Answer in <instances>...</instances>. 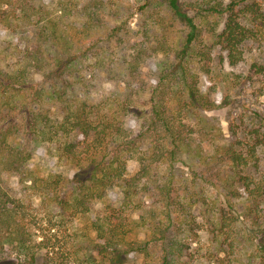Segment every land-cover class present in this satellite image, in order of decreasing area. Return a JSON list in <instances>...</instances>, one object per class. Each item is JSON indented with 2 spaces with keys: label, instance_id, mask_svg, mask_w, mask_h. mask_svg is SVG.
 <instances>
[{
  "label": "trees",
  "instance_id": "16d2710c",
  "mask_svg": "<svg viewBox=\"0 0 264 264\" xmlns=\"http://www.w3.org/2000/svg\"><path fill=\"white\" fill-rule=\"evenodd\" d=\"M45 1L0 0V30L14 38H0V46L16 51L13 65L3 67L0 58V175L31 182L43 210L72 219L87 217L89 203L114 188L121 201L72 232L63 259L50 237L38 241L37 234L57 228L49 214L30 212L0 184V263L14 253L12 264H126L134 255L142 264H188L203 249L207 264H264V178L247 175V159L223 142L206 115L220 105L200 92L195 72L209 60L202 13L232 12L236 1L220 9L207 1L143 0L141 10H162L184 32L180 47L161 51L167 58L154 86L143 83L140 67L157 49L142 42L126 60V50L139 43L130 44L129 18L115 2L80 7L78 0H57L49 10ZM243 36L232 19L218 36L231 65L239 62ZM117 62L120 86L95 103L94 76H112ZM50 143L63 171L31 176L34 149ZM130 159L139 168L128 178ZM241 190L249 202L245 217L236 209ZM144 200L151 202L146 210ZM242 239L252 245L243 259Z\"/></svg>",
  "mask_w": 264,
  "mask_h": 264
},
{
  "label": "rangeland",
  "instance_id": "374dc122",
  "mask_svg": "<svg viewBox=\"0 0 264 264\" xmlns=\"http://www.w3.org/2000/svg\"><path fill=\"white\" fill-rule=\"evenodd\" d=\"M87 1L89 0H78L77 4L81 7ZM110 1L112 3L115 2L118 7L120 6L122 10H125L129 18L128 24L134 36L130 40V44L139 43L136 50L131 47L126 50V60L137 53L142 42L143 45L141 47L144 49L146 47L157 49V53L147 58L140 67V77L143 83L146 86H154L161 71V66L167 58L161 51L175 50L180 47L184 32L180 29V25L162 10L157 12L155 10H149L148 12L141 10V5L144 3L143 0ZM182 1L186 2L187 0ZM188 1L189 3L207 1L211 6L219 5L220 9H225L232 1L237 3L232 12L224 10L225 12L221 14H214V12L206 14L204 13L205 11L202 13L206 15L203 23L200 24L203 34V50L209 60L205 69L202 70L196 67L195 72L198 75L200 92L217 105H220L216 109L207 112L206 115L215 126L220 128L223 142L227 145H232L237 152L242 153L243 157L247 159L248 166L245 173L255 181L261 180L264 178V0ZM56 2L57 0H48L43 5L51 10ZM229 19L238 23L244 30V36L236 46L238 51L236 55L239 57V62L236 65L230 64L228 50L218 39ZM10 33L8 30H0L1 41H9L11 43L14 38ZM22 41L25 43V40ZM9 47L5 46L4 43L0 46V51L3 48H8L9 50L8 53H1L0 55L3 67L13 65L16 62L15 48ZM117 64L115 72L112 71V76H106L105 74H96L94 76L95 79L93 80L91 91L95 103L102 101V96H108L120 86L117 80L121 79L118 73H120L121 69L123 70V65L119 62ZM32 77L36 82H42L40 74H34ZM142 96V100L146 98L145 93ZM134 124L133 121L132 125L136 127ZM55 147V143L41 144L36 147L32 153L31 160L27 163V173H31V176L44 178L53 171H63L62 167L57 164L54 155L51 154L54 153L53 149ZM138 168L139 165L136 160H128L126 163V176L128 178L132 177ZM0 184L13 199L23 202L27 207L29 206L30 212H35L36 209L43 218L47 217V213L49 214L52 218L51 223H55L57 228L52 231L45 229L42 234H37L39 236L38 241L43 238L42 235L47 238L50 237L51 241L56 244L57 256H61L63 259L68 255L67 250L70 249L69 241L70 236L73 235L72 232H80V229H84L86 225H89L96 215L104 214L107 211H111V209L117 208L121 201L118 189L114 188L104 199L89 203L90 213L87 217L72 219L68 213L60 216L52 209L50 211L47 210V207L43 210L39 206L40 201L36 197V192L31 186V182L21 183L19 176L14 173L1 172ZM244 196L241 190L240 198L236 200L238 202L236 209L242 216L245 215L249 206V202ZM150 206L151 202L143 201L145 210ZM259 207H263V204ZM244 217L242 218L244 219ZM241 227L247 232L249 227L247 221L241 224ZM242 240L239 246L246 250L244 254L240 255V257L236 253L237 250H235V254L241 259L252 250V245L249 246L244 239ZM195 247H198V245H191V249ZM227 249L228 251L230 250L229 248ZM202 252L203 249H199L195 254L193 253L192 256L188 257V264H207ZM41 255H44V251L41 252ZM16 257L12 253L8 257L9 259L0 264H12L11 262ZM142 261L143 259L140 255H134L127 259L126 264H142Z\"/></svg>",
  "mask_w": 264,
  "mask_h": 264
}]
</instances>
